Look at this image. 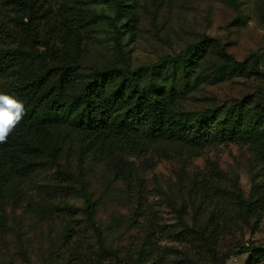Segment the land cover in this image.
<instances>
[{
    "label": "rangeland",
    "instance_id": "374dc122",
    "mask_svg": "<svg viewBox=\"0 0 264 264\" xmlns=\"http://www.w3.org/2000/svg\"><path fill=\"white\" fill-rule=\"evenodd\" d=\"M124 4L130 5L131 22L114 20L111 0L51 1L33 34L20 18L1 14L0 54L16 57L18 65L0 80V94L20 78L70 61L77 74L70 90L75 96L96 70L150 67L211 38L242 66L219 78L217 58H207L197 70L204 79L182 95L175 117L191 114L195 123L198 114L216 107L264 102V0ZM48 130L52 153L32 163L26 178L0 188V264H116L99 250L84 194L93 203L105 247L122 264H136L153 230L158 264H248L252 252L264 251L261 144H155L145 130L133 128L130 142L117 141L107 150L90 147L85 131L60 120ZM256 261L251 264H264Z\"/></svg>",
    "mask_w": 264,
    "mask_h": 264
},
{
    "label": "trees",
    "instance_id": "16d2710c",
    "mask_svg": "<svg viewBox=\"0 0 264 264\" xmlns=\"http://www.w3.org/2000/svg\"><path fill=\"white\" fill-rule=\"evenodd\" d=\"M51 1L55 0H0V15L12 13L21 19L23 28L33 34L45 17V6ZM111 1L116 13L114 20L129 18L131 22V11L126 9L130 5L124 4V0ZM217 48L213 39L206 38L188 45L181 54L165 56L150 67L132 70L124 64L96 70L89 80L81 83L75 96H70V90L77 74L70 61L30 79H18L3 93L23 103L24 116L7 142L0 144V188L11 185L14 178H26L32 163L52 153L48 128L56 120L85 131L90 147L107 150L117 141L127 143L133 128L145 130L155 144L178 139L186 146L200 147L217 139H239L261 144L264 149V102L252 108L240 105L225 111L216 107L198 114L195 123L191 114L181 113L178 118L174 115L175 105L182 95L204 79L205 76L197 74V70L211 55L221 65L222 69L217 73L219 78L242 66ZM118 52L124 62L123 51L118 49ZM17 60L14 56L0 54V80L18 65ZM54 77L56 79L52 81ZM43 91L46 95L38 99ZM82 197L85 215L94 227L99 250L113 257L116 264H122L117 254L105 247L103 231L94 223V206L90 197L86 194ZM155 231L146 233V241L137 251L136 264H158L151 238ZM251 254L248 264L254 260L264 261V251Z\"/></svg>",
    "mask_w": 264,
    "mask_h": 264
},
{
    "label": "clouds",
    "instance_id": "9594fccd",
    "mask_svg": "<svg viewBox=\"0 0 264 264\" xmlns=\"http://www.w3.org/2000/svg\"><path fill=\"white\" fill-rule=\"evenodd\" d=\"M23 116L22 102L12 96L0 94V144L7 142Z\"/></svg>",
    "mask_w": 264,
    "mask_h": 264
}]
</instances>
